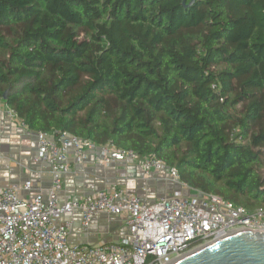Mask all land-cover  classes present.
I'll list each match as a JSON object with an SVG mask.
<instances>
[{"label":"trees","instance_id":"1","mask_svg":"<svg viewBox=\"0 0 264 264\" xmlns=\"http://www.w3.org/2000/svg\"><path fill=\"white\" fill-rule=\"evenodd\" d=\"M5 92L30 130L264 208V0H0Z\"/></svg>","mask_w":264,"mask_h":264},{"label":"built area","instance_id":"2","mask_svg":"<svg viewBox=\"0 0 264 264\" xmlns=\"http://www.w3.org/2000/svg\"><path fill=\"white\" fill-rule=\"evenodd\" d=\"M11 116H16L9 109ZM36 160L50 167L51 186L44 195L37 192L21 198L19 189L32 184L0 188V264H174L196 250L232 233L252 231L264 234V208L248 209L214 193L188 187L178 171L155 155L139 156L133 150L112 144L96 145L89 139L61 132L52 135L35 131ZM98 149L97 162H134L144 175L166 171L170 180L187 188L146 202L122 187L61 201L58 192L69 171L71 153L77 163L92 149ZM88 226L98 212L124 218L129 235L116 242L72 244L69 242L71 218L75 211Z\"/></svg>","mask_w":264,"mask_h":264},{"label":"crops","instance_id":"3","mask_svg":"<svg viewBox=\"0 0 264 264\" xmlns=\"http://www.w3.org/2000/svg\"><path fill=\"white\" fill-rule=\"evenodd\" d=\"M97 154L98 149H92L81 163L69 154V171L63 176L62 188L58 192L61 201L78 199L112 185L122 187L148 203L174 191L191 194L187 188L170 180L166 171L144 175L138 165L128 161L102 165L97 162ZM36 156L35 131L28 129L17 116H11L4 100H0V188L21 186L30 181V190L19 189L21 198H29L37 192L45 195L52 182L50 167L37 161ZM70 220L69 242L72 244L116 242L129 235L124 218L119 215L98 212L85 227L77 210Z\"/></svg>","mask_w":264,"mask_h":264},{"label":"water","instance_id":"4","mask_svg":"<svg viewBox=\"0 0 264 264\" xmlns=\"http://www.w3.org/2000/svg\"><path fill=\"white\" fill-rule=\"evenodd\" d=\"M6 96L7 92L2 99ZM174 264H264V234L258 230L235 232Z\"/></svg>","mask_w":264,"mask_h":264}]
</instances>
